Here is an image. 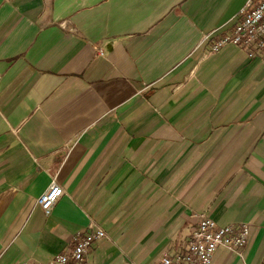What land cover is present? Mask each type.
I'll use <instances>...</instances> for the list:
<instances>
[{
    "label": "crops",
    "instance_id": "crops-1",
    "mask_svg": "<svg viewBox=\"0 0 264 264\" xmlns=\"http://www.w3.org/2000/svg\"><path fill=\"white\" fill-rule=\"evenodd\" d=\"M247 2L0 0V264L91 224V264H156L203 214L250 227L211 264L264 263V53L213 50Z\"/></svg>",
    "mask_w": 264,
    "mask_h": 264
},
{
    "label": "built area",
    "instance_id": "built-area-1",
    "mask_svg": "<svg viewBox=\"0 0 264 264\" xmlns=\"http://www.w3.org/2000/svg\"><path fill=\"white\" fill-rule=\"evenodd\" d=\"M242 18L232 31L225 32L213 45L216 51L227 44L244 45L251 55L264 53V0H248L241 10ZM63 195V189L53 182L39 198L42 210L48 213ZM250 235L248 224L220 225L203 214L189 234L183 252L164 254L156 264H211L218 247L237 254L247 244ZM106 236L105 230L94 224L79 230L73 236L72 248L53 256L50 260H24L19 264H91L90 250L96 240Z\"/></svg>",
    "mask_w": 264,
    "mask_h": 264
},
{
    "label": "trees",
    "instance_id": "trees-1",
    "mask_svg": "<svg viewBox=\"0 0 264 264\" xmlns=\"http://www.w3.org/2000/svg\"><path fill=\"white\" fill-rule=\"evenodd\" d=\"M264 264V263H263Z\"/></svg>",
    "mask_w": 264,
    "mask_h": 264
}]
</instances>
